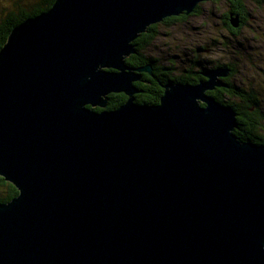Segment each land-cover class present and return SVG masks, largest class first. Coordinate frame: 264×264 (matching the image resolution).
Returning a JSON list of instances; mask_svg holds the SVG:
<instances>
[{
  "label": "water",
  "instance_id": "1",
  "mask_svg": "<svg viewBox=\"0 0 264 264\" xmlns=\"http://www.w3.org/2000/svg\"><path fill=\"white\" fill-rule=\"evenodd\" d=\"M205 1L55 0L12 29L0 177L18 195L0 204V264H264V145L207 94L228 69L134 99L133 42ZM113 93L127 100L108 110Z\"/></svg>",
  "mask_w": 264,
  "mask_h": 264
},
{
  "label": "rangeland",
  "instance_id": "2",
  "mask_svg": "<svg viewBox=\"0 0 264 264\" xmlns=\"http://www.w3.org/2000/svg\"><path fill=\"white\" fill-rule=\"evenodd\" d=\"M229 1L234 5L237 0ZM229 1H205L197 5L190 17L187 15L170 19L166 24H158L156 32L148 34L146 45L141 47L139 54L158 59L164 65L167 62L163 58L172 54L177 57L175 67L181 69L188 67L190 49V66L195 63L199 68L208 69L218 63L232 68L229 82L245 94L256 95L257 106L263 117L259 123L264 131V7L253 0H240L250 19L239 37L234 38L221 25V17L225 18L232 11ZM213 41L218 47H209V55L206 52L197 54L199 47L205 48ZM220 42L221 45L218 44Z\"/></svg>",
  "mask_w": 264,
  "mask_h": 264
},
{
  "label": "trees",
  "instance_id": "3",
  "mask_svg": "<svg viewBox=\"0 0 264 264\" xmlns=\"http://www.w3.org/2000/svg\"><path fill=\"white\" fill-rule=\"evenodd\" d=\"M55 0H0V49L5 45L8 36L12 29L22 23L23 21L35 17L43 12L49 10L54 4ZM237 9L235 14H242L240 11L242 8V3L240 0L236 1ZM243 15V14H242ZM236 15L229 16L227 19L228 24L230 25V18H235ZM150 27L148 31H150ZM143 35V34H142ZM140 35L133 44L135 45V50L137 53H140L142 46L146 45V42L143 41L144 37ZM150 61V60H147ZM130 59H126V63H129ZM175 82L180 83H189L186 77L178 76ZM190 83H197L192 82ZM225 85L230 87V91L235 93L238 92L241 96H244L242 99L244 103L238 102L237 99L228 98V100L218 94V92H210L209 94L221 105L231 108L236 114V124L237 129L234 130V134L238 137H242L245 141H251L255 144L264 145V131L260 129V118L262 114L259 110H255L254 115H250L248 110L252 107L257 106V98L254 93L245 94L239 89L235 88L233 84L229 81H222ZM160 95H156L152 99L137 97L135 102L138 104H148L154 105L158 104ZM108 105L106 109L112 110L118 108L120 105L125 103L127 97H114L109 95ZM232 99L235 102L229 100ZM96 111H101L99 108H95ZM253 118L252 125H247V119ZM18 195L16 188L6 182L3 178L0 177V204H5L11 201Z\"/></svg>",
  "mask_w": 264,
  "mask_h": 264
},
{
  "label": "flooded vegetation",
  "instance_id": "4",
  "mask_svg": "<svg viewBox=\"0 0 264 264\" xmlns=\"http://www.w3.org/2000/svg\"><path fill=\"white\" fill-rule=\"evenodd\" d=\"M229 1V0H227ZM235 1V0H231ZM256 1V3H259L261 6L264 7V0H253ZM230 3V1H229ZM242 3V2H241ZM252 5V4H251ZM242 10L240 11V14H235V11L237 9V4L235 3L234 5L230 3V12L226 15L225 18L221 17L223 20L221 25L227 32L232 36V37H239L241 34V31L245 27V25L248 23V20L250 19V16L248 15V12L246 11V8L244 4L242 5ZM201 10V7H200ZM205 13V10H202ZM236 15V18L238 20V27H233L231 24L229 25L227 22V19L229 16ZM187 15H180L176 17H169L164 19L162 22L159 24H166L167 22L171 21L170 19H175L179 17H185ZM190 17V14H189ZM158 24L152 25L150 28V31H147L144 33L142 36L144 37L143 41L146 42L147 39L149 38L148 34L155 33V28ZM259 30H262V27L258 26ZM222 44V42L218 43ZM216 46L218 47L217 43L215 44V41L213 43L208 44L205 46V48L199 47L197 49V54H200L202 52H206L209 55V47L211 46ZM246 46V45H244ZM189 54H188V67L185 68H176V56H173L172 54L167 55L166 57L163 58V61L167 62V65L161 64L160 60L154 59L152 57H142L139 53L133 54L129 57L130 62L127 63V65L133 69L136 74L140 77V80L135 81L133 83L134 87L138 90V93L134 95V99L136 100L137 97L141 98H147V99H152L156 95H162L163 94V86L170 83V82H175L178 76H183L186 77L187 80L189 81V84H197L199 81L206 80L205 74L210 73L214 70L221 69V68H227L228 69V74L226 77L220 79L221 81H229V78H231L233 69L229 68L228 66H223L218 63H214L212 68H199L195 63H192L193 66H190V49H189ZM150 60V61H147ZM191 67V68H190ZM142 69H147V71H144ZM139 70V71H137ZM264 72V71H263ZM178 73V74H177ZM190 80L192 82H197V83H190ZM264 82V81H263ZM177 83V82H176ZM210 92H218V94H222L225 98H233L237 99L238 102L244 103V100L242 99L244 96H241L238 92H231L230 87L226 85V87H220L216 88L213 91ZM207 94L211 96L209 93ZM114 97H124L125 95L122 93H113L110 94ZM109 97V96H108ZM255 110H259L258 106L252 107L248 110V113L251 115H254ZM260 111V110H259ZM253 118L251 117L250 119H247V125H252ZM260 129L263 130L262 127ZM238 137V136H237ZM239 139H243L242 137H238Z\"/></svg>",
  "mask_w": 264,
  "mask_h": 264
}]
</instances>
